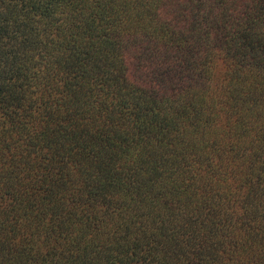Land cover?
I'll list each match as a JSON object with an SVG mask.
<instances>
[{
	"label": "trees",
	"instance_id": "16d2710c",
	"mask_svg": "<svg viewBox=\"0 0 264 264\" xmlns=\"http://www.w3.org/2000/svg\"><path fill=\"white\" fill-rule=\"evenodd\" d=\"M0 264H264V0H0Z\"/></svg>",
	"mask_w": 264,
	"mask_h": 264
}]
</instances>
